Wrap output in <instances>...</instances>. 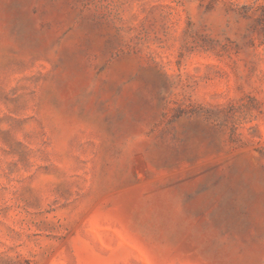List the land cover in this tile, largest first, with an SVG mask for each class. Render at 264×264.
<instances>
[{"label":"rangeland","instance_id":"374dc122","mask_svg":"<svg viewBox=\"0 0 264 264\" xmlns=\"http://www.w3.org/2000/svg\"><path fill=\"white\" fill-rule=\"evenodd\" d=\"M0 264H264V0H0Z\"/></svg>","mask_w":264,"mask_h":264}]
</instances>
